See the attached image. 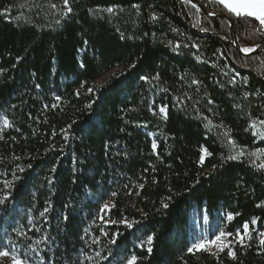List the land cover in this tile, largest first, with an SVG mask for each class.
<instances>
[{
	"label": "trees",
	"instance_id": "obj_1",
	"mask_svg": "<svg viewBox=\"0 0 264 264\" xmlns=\"http://www.w3.org/2000/svg\"><path fill=\"white\" fill-rule=\"evenodd\" d=\"M196 1L213 17L189 0H69L71 13L0 0V251L264 264V170L250 156L264 149L250 130L264 120V29ZM220 16L240 49L263 51L242 55ZM198 229L232 233L236 258L197 250Z\"/></svg>",
	"mask_w": 264,
	"mask_h": 264
},
{
	"label": "snow or ice",
	"instance_id": "obj_2",
	"mask_svg": "<svg viewBox=\"0 0 264 264\" xmlns=\"http://www.w3.org/2000/svg\"><path fill=\"white\" fill-rule=\"evenodd\" d=\"M215 3L221 5L224 10H226L228 13L234 15L237 18H251L252 20L257 21L259 23L260 28L264 29V0H215ZM53 7H55V5H53ZM64 7L67 9V13L72 12V8L69 6V0H64ZM133 7H137V6L133 5ZM193 7H195V5H193ZM107 11L112 12L113 10L109 8L107 9ZM0 14H3V13H0ZM241 51L247 54V53H251L255 51V49L254 48H243L241 49ZM160 111L162 114H164L162 118L166 119L167 118L166 110L162 108ZM260 123L264 124V121H261ZM5 125H7V121H5ZM251 127L255 129L256 125L252 124ZM258 134L260 138L264 140V131H258ZM225 135H227V133H225ZM228 143L232 144L233 141L229 140ZM155 147L156 145L154 144L153 148L155 149ZM240 155H243V152H241ZM257 155H264V153L257 154ZM200 159H201V162H203L204 156H201ZM228 159L235 160L237 159V157L229 156ZM254 166L257 168V170H264V163H260ZM5 186L9 187L10 185L8 184V182H5ZM6 199H7L6 196L3 199H0V203H3L4 200ZM261 206L262 205H257V207H261ZM108 208H109V205L105 204L104 209H108ZM44 211L47 212L48 209L46 208ZM41 215H43V213ZM232 219L233 217L231 215L228 216V220H232ZM112 223H115V221H113ZM255 223H256V220L253 219L252 224H255ZM242 227H243V235H241L240 233L236 234V236L238 237V241L241 244H243L245 237L249 236V225L246 223ZM231 235L232 233H226L224 231H221L220 234L216 236L214 241H204L200 244L194 245V247L197 250H205V251H207L210 247H215L219 252H224L226 248H229L228 255L232 257L233 259H235L236 253L234 251H231L230 242H226L224 239L226 236H231ZM260 235L264 237V232L260 233ZM151 241H152V237H149L148 242L151 243ZM260 244L261 246H264V239L260 240ZM149 251H151L150 248H149ZM189 251H191V249H189ZM9 255L10 253L8 251H0V258H2L0 259V264H2L3 259H7ZM136 260H137V257L132 256L131 259L128 261V264H136ZM11 264H25V261H22L15 254H12Z\"/></svg>",
	"mask_w": 264,
	"mask_h": 264
},
{
	"label": "rangeland",
	"instance_id": "obj_3",
	"mask_svg": "<svg viewBox=\"0 0 264 264\" xmlns=\"http://www.w3.org/2000/svg\"><path fill=\"white\" fill-rule=\"evenodd\" d=\"M116 72V71H115ZM115 72H113V73H111V74H109V75H107L106 77H104V78H102L101 80H99L98 82H96L95 83V85H101V84H103L112 74H114ZM261 121H264V120H259V121H255L253 124H255L256 125V128L254 129V128H250V130H251V133H252V136L255 138V140L257 141V142H262V143H264V140H262L261 138H260V136H259V134H258V131H264V124H261L260 122ZM262 153H264V149H261V150H257V151H255V152H252L251 154H250V156H251V158L254 160V162L258 165V164H260V163H264V155H257V154H262ZM109 208H110V205H109ZM108 208V209H109ZM250 235V234H249ZM246 238H249V236H247V237H245V239ZM225 241L226 242H230L229 241V236H226L225 238ZM244 239V240H245ZM215 240V239H214ZM214 240H212V241H214ZM204 241H210L208 238H207V236L203 233V231L202 230H200V229H198V235H197V244H200V243H202V242H204ZM209 253H212V254H214V255H218L219 253H221V252H219L215 247H210L208 250H207ZM12 254H14V253H10V255H9V257L7 258V259H3V262H2V264H11V256H12ZM16 255V254H15ZM17 256V255H16ZM18 257V256H17ZM19 258V257H18ZM0 259H2V258H0Z\"/></svg>",
	"mask_w": 264,
	"mask_h": 264
},
{
	"label": "water",
	"instance_id": "obj_4",
	"mask_svg": "<svg viewBox=\"0 0 264 264\" xmlns=\"http://www.w3.org/2000/svg\"><path fill=\"white\" fill-rule=\"evenodd\" d=\"M190 2L192 4H194L196 7H198L205 15L207 16H211L213 17L212 15H210L207 11H205L203 8L200 7V5L198 4V2L196 0H190ZM222 18H224L229 24H230V30H231V33H232V37H233V43H234V46L240 51V53L242 55H246V56H249V55H255L261 51H263V44H261L258 48L255 49V51L251 52V53H244L243 51H241L240 47H239V44H238V40H237V36H236V32H235V29H234V25L232 24V22L227 19L226 17H223V16H220Z\"/></svg>",
	"mask_w": 264,
	"mask_h": 264
}]
</instances>
